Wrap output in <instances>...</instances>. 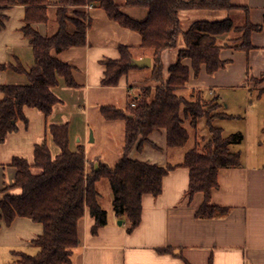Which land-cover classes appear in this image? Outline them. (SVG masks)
<instances>
[{
    "label": "crops",
    "instance_id": "crops-1",
    "mask_svg": "<svg viewBox=\"0 0 264 264\" xmlns=\"http://www.w3.org/2000/svg\"><path fill=\"white\" fill-rule=\"evenodd\" d=\"M56 1L48 0V22L33 25L41 35H50L55 31ZM119 1L121 10L127 15L138 20L146 16L145 8L125 6L124 0ZM230 2L247 7L250 22L262 25L259 31L251 33L250 39L254 48H222L219 56L222 60H227V63L211 74L207 73L205 65H201L195 75L190 60L184 59L183 63L190 67V71L182 93L189 96L192 91H200L199 94L205 98L218 95L227 109L233 110L237 101L249 103L253 90L257 91L258 97L264 92V87H254L251 83V78L264 74V0ZM84 9L90 19L84 45L68 47L58 53L51 52L73 66L72 76L76 85L68 86L63 77H57L52 91L59 102L52 106L47 116L36 108L24 107L25 121H17V129L0 141V189L14 183V158H24L32 163L34 147L42 142L46 143L52 157L59 153L60 150L51 135L52 125L67 124L69 150L75 151L78 144L83 145L86 172L97 161L114 166L121 157L124 123L120 119H105L100 113V107L112 105L118 108L117 101L110 95L111 89L122 87L128 95L144 84L150 73V66L132 69L119 79L116 86L101 85L105 70L102 61L118 59L119 46L138 47L141 36L108 17L102 8L84 6ZM0 13L6 16L3 26L0 27V64H20L28 70L34 63V56L29 39L21 31L25 8L15 5ZM243 15V9H189L178 12L182 32L196 20L216 21L232 17L241 22ZM225 38L226 35L221 36V40ZM184 47L183 35L180 33L176 46L161 52L164 81L168 77V67L175 62L177 52ZM141 57H149L151 65L148 51L134 52L133 59ZM27 83L24 73L9 67L0 69V85ZM259 90H262L261 93ZM231 91H240L241 99H234ZM2 98L3 93L0 91V99ZM125 107L118 109L124 110ZM262 109H254L253 106L251 110L259 132L256 137L259 146L262 145ZM222 112L230 116L232 114ZM245 121L248 131V116ZM119 130L122 138L120 154L114 159L113 165L105 160L103 150L98 151V154L96 152L94 161L89 162L86 155L90 150V143L96 141L97 136L111 140L115 131ZM222 130L224 132L223 128ZM90 133L93 135L91 142ZM147 139L140 149L133 147L129 155L133 159L151 164L173 165L162 178L161 192L157 196L142 195L140 222L131 232L126 231V221L118 218L112 210L110 189H106L104 195V199L110 204L109 210L103 207V195L100 192V204L107 211V223L92 235L90 228L93 218L88 210L85 211L78 223L80 242L73 252V264H185V261L189 264H264V151H257L252 159L246 152L240 151L242 162L239 167L218 170V187L212 189L209 203L227 207L229 210L221 217L199 218L195 216V212L204 202V195L202 192L191 196L185 194L189 171L181 165L184 152L193 146L189 144L190 140L186 147L168 148L165 129L152 131ZM100 183L102 181L98 183V187ZM19 192L18 188L9 190V193ZM119 220L122 221L121 224H118ZM42 232L41 223L25 217H16L8 226L1 222L0 264H6L11 258L12 261L15 260L16 253L34 254L37 250L33 240ZM165 247L171 248L174 254L158 252V249Z\"/></svg>",
    "mask_w": 264,
    "mask_h": 264
},
{
    "label": "trees",
    "instance_id": "trees-1",
    "mask_svg": "<svg viewBox=\"0 0 264 264\" xmlns=\"http://www.w3.org/2000/svg\"><path fill=\"white\" fill-rule=\"evenodd\" d=\"M54 4L57 5L55 31L44 36L33 25L48 22V0H0V11L15 5L24 6L21 31L29 39L34 56V63L28 70L20 64H0V69L9 67L24 73L28 79L23 85H0L3 93L0 141L17 129V121H25V106L36 108L45 116L50 113L52 106L59 102L52 91L58 76L63 77L68 86L76 85L73 66L51 52L84 45L90 21L84 6L102 8L108 17L141 36L138 47L119 46L118 59L102 61L105 70L101 85L116 86L122 76L136 69L131 64L136 50L150 53V73L138 92L128 96L124 110L112 105L100 107L105 119H120L124 123L122 154L114 166L97 161L86 172L84 147L78 144L75 151L69 150L66 123L50 127L54 143L60 150L55 157L42 142L34 147L32 163L24 158L13 159L14 183L0 190V227L1 222L8 226L16 217H25L41 223L43 232L33 240L37 248L34 254L16 253L17 258L9 264H73V252L80 242L78 223L85 211L88 210L93 218L92 235L107 223V211L100 204L102 195L98 189V183L103 179L109 185L114 214L126 221V231L131 232L140 222L142 195L157 196L161 192L162 178L173 165L139 161L130 157V151L133 147L140 149L148 135L160 129L166 131L168 148L186 147L190 139L186 120L194 127L199 119H205L210 137L202 150L195 144L183 154L181 165L189 171L185 194L191 196L202 192L204 195V202L195 212L196 217L226 215L227 207L210 204L209 199L212 189L218 187V170L241 165V152L231 150L230 146L239 143L243 136L240 132L224 135L221 127L212 125L216 118L231 117L222 112L216 96L205 98L200 91H192L189 96L182 93L190 71L183 60H190L195 75L201 65H205L207 73L211 74L227 63L219 56L222 48H254L251 33L259 31L262 25L250 22L248 8L233 5L230 0H124L125 6L146 9V16L141 20L124 13L116 0H57ZM189 9H243L244 15L241 22L232 17L216 21L196 20L182 32L178 12ZM5 17L0 13V27ZM180 33L185 47L177 52L164 81L161 52L175 47ZM223 35L226 38L221 40ZM251 80L255 84L264 83V74ZM261 133L264 141V120ZM12 188H18L20 192H7ZM158 252L174 254L169 247L160 248ZM185 264L189 263L185 261Z\"/></svg>",
    "mask_w": 264,
    "mask_h": 264
},
{
    "label": "rangeland",
    "instance_id": "rangeland-1",
    "mask_svg": "<svg viewBox=\"0 0 264 264\" xmlns=\"http://www.w3.org/2000/svg\"><path fill=\"white\" fill-rule=\"evenodd\" d=\"M118 3H120L119 0H116ZM134 54V53H133ZM137 78V77H135ZM147 79V77L145 78ZM130 83H134L131 82ZM251 83L253 84L254 87H264V83H259V84H255L252 80ZM150 84V83H149ZM152 84V83H151ZM139 89H134V93H137ZM131 92L128 95L130 97L134 96V93ZM233 94L234 99L235 98H239V100L241 99V93L240 91H231ZM255 90L252 91V93L249 96V103L244 102L242 103V101H237L235 108L233 110L231 109H227L225 102H223V100L218 96L215 95L217 98V101L221 104V110L225 111L227 113H232L231 116L229 118H216L213 120L212 125H214L215 127H222L224 129V135H229L231 133H237L240 132L243 136L242 140L239 143L233 144L230 146L231 150H239L242 152H246L249 156L250 159L253 158V155H255V153L257 151L263 152L264 151V141H262V134L260 133V138L262 141V145L259 146L258 143H256V137L258 135V130H257V126H256V122L254 123L253 121V116L251 113V110L254 106V109L257 108H264V92L258 97L256 95ZM110 95L113 96V98L115 99V101H117L118 103V108H124L126 105V102L129 100V97L127 95L126 89H123L122 87H116L114 89H111ZM212 97V96H210ZM195 98V97H193ZM252 103V104H251ZM250 104V105H249ZM248 107V108H247ZM264 109H262L263 111ZM247 116L249 117L250 121H249V128L248 131L246 130V121L245 118H247ZM185 126L188 129L189 132V136H190V145H195L198 144V149L202 150L203 145L205 144V142L209 139L210 135L208 133V128H207V123L205 121V119H199L196 123V126L192 127L188 120L185 121ZM103 130V128H102ZM96 132L98 133V130H96ZM115 135L113 136V138L111 140H108L106 138L100 139V136H97V140L94 142L90 143V150L86 155V158L89 160V162H93L94 161V156L96 155L95 153L98 151L103 150L104 151V157L106 161H110V164L113 165V161L114 159L117 157V155L120 154L119 151V147L121 145V132L119 130L115 131ZM93 137V135H92ZM35 170V169H34ZM102 183L99 184V191L102 193L103 195V200H102V205L103 207L107 208L108 210L110 209V204L109 202L104 199V195L106 194V189L107 191L109 190V185L107 180L103 179L101 180ZM100 181V182H101ZM8 188V186L0 189V190H4ZM9 190L11 189H7V192H9ZM37 250V248H36ZM11 258L10 260H8V262H6V264H9L12 262Z\"/></svg>",
    "mask_w": 264,
    "mask_h": 264
},
{
    "label": "water",
    "instance_id": "water-1",
    "mask_svg": "<svg viewBox=\"0 0 264 264\" xmlns=\"http://www.w3.org/2000/svg\"><path fill=\"white\" fill-rule=\"evenodd\" d=\"M131 64L133 66L142 68V67H149L150 66V58L149 57H141L139 59H132ZM93 140L91 133L89 134V141ZM121 220L118 221V224H121Z\"/></svg>",
    "mask_w": 264,
    "mask_h": 264
},
{
    "label": "built area",
    "instance_id": "built-area-1",
    "mask_svg": "<svg viewBox=\"0 0 264 264\" xmlns=\"http://www.w3.org/2000/svg\"><path fill=\"white\" fill-rule=\"evenodd\" d=\"M86 7H89V6H86ZM132 106L134 105V104H131Z\"/></svg>",
    "mask_w": 264,
    "mask_h": 264
}]
</instances>
